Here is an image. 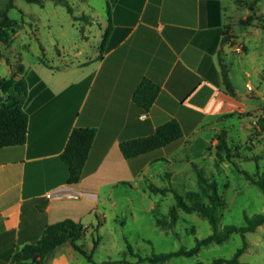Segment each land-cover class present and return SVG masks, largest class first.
Instances as JSON below:
<instances>
[{
	"label": "crops",
	"instance_id": "crops-1",
	"mask_svg": "<svg viewBox=\"0 0 264 264\" xmlns=\"http://www.w3.org/2000/svg\"><path fill=\"white\" fill-rule=\"evenodd\" d=\"M238 9V21L251 13L236 0H113L105 41L108 22L100 28L99 52L79 50L71 65L20 74L27 84V136L23 145L0 148V264L48 225L71 220L90 233L99 224V202L111 201L108 188L140 177L158 161L196 162L190 149H210L200 142L201 132L214 130L215 136L224 129L218 126L222 115L248 112V96L234 86L224 63L226 48L238 52L232 30ZM224 33L230 37L222 43ZM222 66L233 96L225 91ZM143 79L160 87L147 112L133 100ZM171 118L183 129L180 139L136 158L122 156L121 138ZM76 126L96 129L89 162L97 165L67 185L60 155ZM58 248L45 264L71 263V245Z\"/></svg>",
	"mask_w": 264,
	"mask_h": 264
},
{
	"label": "rangeland",
	"instance_id": "rangeland-1",
	"mask_svg": "<svg viewBox=\"0 0 264 264\" xmlns=\"http://www.w3.org/2000/svg\"><path fill=\"white\" fill-rule=\"evenodd\" d=\"M5 1L0 0V10ZM236 1L249 3L252 0ZM13 3L14 8L9 9L7 15L18 20L20 27L9 44L0 42V77L15 74L19 78L23 72H16L18 65L23 66L24 72L39 69L47 72V66L58 68L65 63L73 64L76 51L99 52L100 28L107 24V11L113 0H67L66 3L45 0L43 5L13 0ZM256 5L258 11L255 12L264 15V0H255ZM68 6L73 8V16L88 15L91 23L74 21ZM242 14L243 9L236 10L232 25L239 42L238 52L226 48L224 63L234 86L241 94H247V109L251 116H245L244 111L240 112L241 116L224 119L218 125L224 129L215 136L214 130L201 132L203 140L200 142L206 141L210 149L199 152L190 149L188 153L196 162L179 161L172 165L158 161L140 177L132 175L125 183L108 188L111 201L99 202V224L78 242L89 252L93 240L98 239L92 254L93 263L72 251L70 264H152L140 262L139 258L152 253L189 249L196 239L211 234L212 229L205 218L179 209L176 223L171 228L162 229L156 223L175 204L173 193L166 189L179 194L198 190L195 169H201L205 176L213 177L218 183L224 200L218 212L222 219L219 226H242L245 224L244 214H264L261 190L239 173L244 170L256 176L264 174V130L256 125L257 117L264 114V29L241 25L238 19ZM247 83L252 91L247 90ZM223 130L229 154L222 150V158H217L218 135H223ZM262 227L263 230L245 234L249 246L240 256L241 262L264 264V225ZM242 245V236L235 233L221 244L202 247L195 255L173 257L158 264H209L215 258H231ZM57 251L70 258L62 248Z\"/></svg>",
	"mask_w": 264,
	"mask_h": 264
},
{
	"label": "trees",
	"instance_id": "trees-1",
	"mask_svg": "<svg viewBox=\"0 0 264 264\" xmlns=\"http://www.w3.org/2000/svg\"><path fill=\"white\" fill-rule=\"evenodd\" d=\"M27 3L43 5L45 0H23ZM56 3H66L67 0H53ZM255 0L247 3L250 14L239 20L243 26L260 27L264 29V15L254 12ZM14 8L13 0H6L4 7L0 10V42L9 44L12 41L13 34L20 27V22L12 19L7 15V11ZM68 12L72 15L74 21H83L90 24L91 19L88 15L73 16V8L68 6ZM108 26L103 33V41L106 40L110 27V11L108 9ZM222 43L227 42L230 37L224 33ZM223 84L225 91L234 95V89L227 77L224 66L221 67ZM17 73L24 72L23 66L18 65ZM160 87L148 79H143L133 94L134 102L142 111H149L152 106ZM27 96V84L23 76L16 77L11 74L9 77H0V148L9 146H20L26 141L28 114L24 110V102ZM241 116L240 113L234 112L221 116V120L234 116ZM245 116L250 117L251 112H246ZM241 118V117H240ZM256 125L260 130H264V114L257 117ZM223 135H218L220 145L216 147V157L222 158V150L228 148L225 145V131H221ZM96 136V129L93 127L76 126L71 131L64 150L60 157L67 168V185L77 184L85 175L95 169L94 165L89 162ZM183 136V129L175 118L168 119L158 124L154 129H148L141 135L121 138L119 142V150L125 159H132L145 155L151 151L160 149L168 144L180 139ZM217 167L218 164L215 163ZM196 168V165H194ZM198 182L197 191H187L179 194L173 189L171 191L174 196L175 204L169 208L166 215L156 220L158 226L162 229L171 228L177 220V210H181L187 214L197 213L205 218L212 233L202 239H196L194 246L189 249L180 248L172 252L152 253L146 257H140L139 261L149 262L152 264L163 263L170 258L185 256L190 257L199 252L202 247L212 243L221 244L225 242L232 234H240L243 239L242 247L238 248L231 258H215L209 264H249L240 262L239 258L247 249L249 243L245 234L253 232L258 227L264 225V214L253 213L251 215L244 214V225L237 226L227 224L219 226L221 217L219 209L224 204L221 198L218 183L213 177L204 175L201 169H195ZM246 180L256 185L264 195V174L256 176L247 171L240 170ZM85 234V229L79 223L71 220H63L48 225L43 230L41 236L33 243L23 245L19 250L12 253L7 264H45L52 252L64 245L70 244L72 249L81 254L90 263H93V250L98 244V239H94L92 249L87 252L82 244L78 242ZM6 264V263H5ZM195 264H203L197 262Z\"/></svg>",
	"mask_w": 264,
	"mask_h": 264
},
{
	"label": "built area",
	"instance_id": "built-area-1",
	"mask_svg": "<svg viewBox=\"0 0 264 264\" xmlns=\"http://www.w3.org/2000/svg\"><path fill=\"white\" fill-rule=\"evenodd\" d=\"M246 88H247L248 91H252L253 90L249 83L246 84Z\"/></svg>",
	"mask_w": 264,
	"mask_h": 264
}]
</instances>
